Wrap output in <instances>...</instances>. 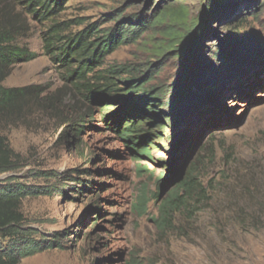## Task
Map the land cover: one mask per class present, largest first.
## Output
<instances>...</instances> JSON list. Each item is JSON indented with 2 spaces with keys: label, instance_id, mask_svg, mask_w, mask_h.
I'll return each instance as SVG.
<instances>
[{
  "label": "rangeland",
  "instance_id": "374dc122",
  "mask_svg": "<svg viewBox=\"0 0 264 264\" xmlns=\"http://www.w3.org/2000/svg\"><path fill=\"white\" fill-rule=\"evenodd\" d=\"M46 1L0 0V27L22 28L19 44L36 54L3 83L24 94L0 110V139L14 165L0 174V188L20 193L18 238L61 247L21 264H264V0H66L56 16L38 19L40 7L28 4ZM157 14L184 17L185 25H146ZM60 24L68 39L91 25L100 31L97 42L122 31L124 42L96 72L119 70L120 80L165 91L163 105L173 101V83L188 77V98L156 116H170L163 131L147 127L149 135L127 139L123 124L137 117V103L121 98L102 112L104 100L66 81L68 70L45 48L46 33ZM178 28L185 42L171 47ZM194 71L207 75L197 85ZM210 84L221 93L210 94ZM78 124L85 128L77 145ZM145 145L149 157L137 158L132 150ZM191 168L211 201L160 228L161 205ZM10 241L1 237L0 248Z\"/></svg>",
  "mask_w": 264,
  "mask_h": 264
},
{
  "label": "trees",
  "instance_id": "16d2710c",
  "mask_svg": "<svg viewBox=\"0 0 264 264\" xmlns=\"http://www.w3.org/2000/svg\"><path fill=\"white\" fill-rule=\"evenodd\" d=\"M66 0H47L46 2H36L34 5L28 4V8L40 7V10L34 12V15L41 20H49V18L56 16L62 11ZM217 1V0H216ZM228 0H219V4L225 6ZM42 5V6H41ZM33 13V10L31 11ZM212 16H217V12L212 11ZM165 19L169 21L175 20L177 26L185 25L184 17H176L175 15H154L151 22H146V25L161 24ZM197 22L193 25L195 30ZM55 25L45 35V48L50 53L54 61L60 65L61 68L68 70L66 81L75 84V89L86 98L92 97L93 101H105V104L100 106L102 112L109 110V107L115 104L118 99L124 98L122 101L128 103L133 101L137 103L133 109L138 111L137 117L133 122L126 121L123 124V134L127 139H131L133 135H140L142 132L149 135L147 127H154L157 130H164L163 122H166L169 117H156L157 114L164 115L162 109L166 108L169 111H175V103L167 102L163 105L162 101L167 96L165 91L160 94L155 90L149 88L148 83L141 80H120L122 79L123 72L119 70H103L96 72L101 68L105 59L120 46L123 40V32L116 30L110 34L105 35L99 42L92 40L96 38V34L100 31H95L96 25L87 27L84 31L77 34L72 39L62 36L61 26ZM143 27L145 24H142ZM2 26V25H1ZM180 26V28H182ZM178 28L170 37L171 47L185 42L182 30ZM22 28L15 26L13 22L8 25L0 27V110L5 111L11 105L15 104L17 97L22 96L24 93L19 89H8L3 87V83L11 75L12 70L19 64L29 63L36 59V54L31 52L27 47L19 44V33ZM128 30V29H127ZM136 32L137 29H131ZM129 31V30H128ZM198 39L194 45L199 48L201 45L200 33L197 32ZM203 38V36H202ZM183 50L180 49V52ZM217 59H223L222 64H230L231 60L222 57L221 52L215 54ZM76 65V66H75ZM199 72V71H198ZM194 71L195 84L201 83L207 75H200ZM228 82V81H227ZM190 84V82H189ZM221 88L215 84H210L208 91L210 94L221 93ZM220 97V96H219ZM137 102H134V100ZM129 100V101H127ZM179 104V103H178ZM157 112V113H156ZM120 124V123H119ZM85 128L83 125H76L73 129L75 137L73 138L78 145L82 142L79 137ZM145 136V135H144ZM130 144V141L127 140ZM147 143V141L145 142ZM148 146L132 150L139 153L140 157H149ZM10 150L5 146V143L0 139V174L14 169V165L9 159ZM189 173L183 179H177L174 192L165 203L160 207L158 224L160 228L171 227L176 224V214L190 210L191 207L203 206L209 203L208 194L210 193L209 187L202 182H199L195 175L194 168L187 170ZM20 193L13 186L4 185L0 188V238H9L11 241L7 244L6 248H0V264H21L23 259L33 257L50 249L61 248L54 240H35V239H20L18 238V227L23 222V216L20 210ZM260 205V211H264V200ZM244 217V215H243ZM250 220H242L246 223ZM252 225L255 226L256 220H251Z\"/></svg>",
  "mask_w": 264,
  "mask_h": 264
},
{
  "label": "water",
  "instance_id": "95a60500",
  "mask_svg": "<svg viewBox=\"0 0 264 264\" xmlns=\"http://www.w3.org/2000/svg\"><path fill=\"white\" fill-rule=\"evenodd\" d=\"M241 48H242V46H236V47H234V49L231 50V53L232 52H235V53L239 52ZM228 55H230V54H228ZM236 55H238V53ZM222 57L227 58L228 56L226 54H222ZM189 82L190 81L188 80V77H186V75H185L182 78H178L173 83V86H174V97L172 99L173 103H181L188 98V96H189L188 91L189 90L186 91V88L188 87ZM185 176H186V170L184 169L177 176V179H183Z\"/></svg>",
  "mask_w": 264,
  "mask_h": 264
}]
</instances>
